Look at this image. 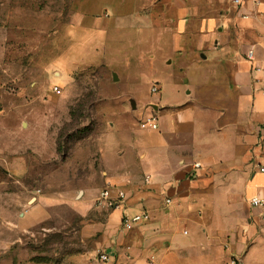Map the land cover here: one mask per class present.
<instances>
[{"label":"crops","instance_id":"obj_1","mask_svg":"<svg viewBox=\"0 0 264 264\" xmlns=\"http://www.w3.org/2000/svg\"><path fill=\"white\" fill-rule=\"evenodd\" d=\"M143 7L133 27L142 45L117 62L139 68V122L152 113L158 128L107 147L117 153L106 185L125 199L96 208L97 191L84 197L81 234L92 247L77 264H264V219L250 205L264 200V0ZM92 208L102 216H87ZM144 210L142 223L122 227Z\"/></svg>","mask_w":264,"mask_h":264},{"label":"rangeland","instance_id":"obj_2","mask_svg":"<svg viewBox=\"0 0 264 264\" xmlns=\"http://www.w3.org/2000/svg\"><path fill=\"white\" fill-rule=\"evenodd\" d=\"M151 1L0 0V264H77L91 249L80 204L97 191L98 207L107 147L141 128L140 70L117 60L142 45Z\"/></svg>","mask_w":264,"mask_h":264},{"label":"built area","instance_id":"obj_3","mask_svg":"<svg viewBox=\"0 0 264 264\" xmlns=\"http://www.w3.org/2000/svg\"><path fill=\"white\" fill-rule=\"evenodd\" d=\"M234 2L236 4H240V0H234ZM247 57L249 59H252L253 57V52L249 51L247 53ZM54 91L58 94L61 93L60 89L58 86L54 87ZM151 93L153 95H159L161 93V88L159 87L158 84H153L151 86ZM140 127L142 129H153L156 130L158 128V123H157V117L150 113L149 115L144 116L141 120H140ZM197 166H199V164H197ZM264 171V169H262ZM125 199V194L124 193H119L116 196H113L111 191L109 189H104L101 193V195L99 196L98 200H97V206H107L108 208H116L118 207L123 200ZM167 203H170V200H166ZM250 205L254 208H258L261 211V218L264 219V200H261L258 197H254L250 199ZM148 212L146 210L141 211L137 214H135L134 216H124V218L122 219V227L124 229L130 230L132 229L135 225H138L140 223H142L145 219H147L148 216ZM185 234L187 233V231L184 232ZM99 260L102 262H106L108 261V256L105 253H99ZM233 264H235V261H232Z\"/></svg>","mask_w":264,"mask_h":264},{"label":"water","instance_id":"obj_4","mask_svg":"<svg viewBox=\"0 0 264 264\" xmlns=\"http://www.w3.org/2000/svg\"><path fill=\"white\" fill-rule=\"evenodd\" d=\"M113 79H114L115 81L118 80V77H117V75H116L115 73L113 74Z\"/></svg>","mask_w":264,"mask_h":264}]
</instances>
